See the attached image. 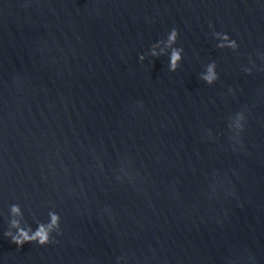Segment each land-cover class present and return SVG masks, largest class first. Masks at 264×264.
I'll return each mask as SVG.
<instances>
[{"label":"water","instance_id":"1","mask_svg":"<svg viewBox=\"0 0 264 264\" xmlns=\"http://www.w3.org/2000/svg\"><path fill=\"white\" fill-rule=\"evenodd\" d=\"M261 53L264 0H0V264H264Z\"/></svg>","mask_w":264,"mask_h":264},{"label":"clouds","instance_id":"2","mask_svg":"<svg viewBox=\"0 0 264 264\" xmlns=\"http://www.w3.org/2000/svg\"><path fill=\"white\" fill-rule=\"evenodd\" d=\"M215 38L219 41L217 44L218 48L224 49L229 48L233 51L237 50L238 43L230 39L227 34L216 32L214 33ZM178 38V31L172 29L167 36L165 41H159L151 46L149 55L152 57H160L165 54H169V51L166 53V49L170 50L169 54V71H176L180 66L182 60V48L174 47ZM163 45V46H162ZM261 59H264V53L260 54ZM140 61L145 59V56L141 54L139 56ZM254 65V62H253ZM264 71V69H261ZM246 73H251V68H244ZM218 74L216 72L215 62L209 63L206 66V70L200 74V79L211 85L218 79ZM244 114L242 112L236 113V122L235 127L241 132L244 130ZM11 219L9 221V230L5 232V236L9 237L12 243L17 246H23L25 243L36 242L41 246L47 245L53 242L52 234L56 233L57 235L61 234V217L55 211H49L48 217L49 220L47 223L38 222L35 230L31 225L25 226L22 224L24 214L19 204H13L9 209ZM16 217H19L17 219ZM14 230V231H13Z\"/></svg>","mask_w":264,"mask_h":264}]
</instances>
